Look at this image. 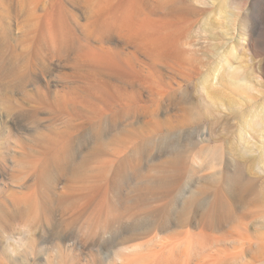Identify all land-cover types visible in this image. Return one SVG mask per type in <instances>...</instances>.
<instances>
[{"label": "bare ground", "instance_id": "obj_1", "mask_svg": "<svg viewBox=\"0 0 264 264\" xmlns=\"http://www.w3.org/2000/svg\"><path fill=\"white\" fill-rule=\"evenodd\" d=\"M193 1L102 0L101 13L104 17H91L83 32L80 29L81 35H77L65 17L60 16L64 0H0V79L16 82V89L32 108L33 120L38 119L35 117L37 109L50 98L47 87L39 88L35 82L27 83L34 77L31 72L35 68V71L40 70L42 78L52 79L53 84L60 81L68 84L67 90L61 94L65 96L64 100L56 102L60 109L83 120L91 117L86 122L89 125L99 121L94 129L98 146H83L85 138L79 136L75 142L62 147V155L48 157L41 166L37 183L43 188L40 191L41 201L47 211L53 204L50 192L56 177H50L51 173H63L72 178L81 175L85 164L99 157L101 150L104 151L103 147L116 135L107 134L111 128L120 131L122 118L127 119L126 129L134 127L138 123L136 117L139 112H145V107L138 106L134 94L142 68H149L139 59V54L144 53L154 59V53L180 60L175 51L179 50L176 42L172 45L173 35L167 32V28H170L167 22L170 20L161 19L164 29L153 36L148 31L145 17L156 14L158 9V17H194L200 9ZM212 1L216 2L213 17L217 28L232 29L241 2ZM18 17H34L38 21L25 24ZM239 22L241 33L235 43L226 44L225 30L213 31L210 22L203 21V26L211 31L215 42L210 49L212 59L203 62L199 73L200 101L192 114L197 123L199 144L196 182V235L199 240L196 236L197 240L190 243L194 250L196 248V254L193 249L194 253L190 250V255L187 254L189 246L185 250L177 246L170 249L177 264H181V256H184L185 264H264L263 22L258 17L253 20L241 18ZM247 25L250 27L245 29ZM113 36L128 45H134V50L124 52L117 46H109ZM23 37L29 41V46L24 50L17 44ZM53 60L58 61V64L51 67L49 63ZM43 64L50 68L48 75L43 71L46 67ZM66 67L68 71L61 70ZM3 101H9V98ZM6 109L12 110L13 107L6 104ZM108 112L116 116L111 121L104 119V114ZM212 119L213 124L221 123V129L208 133ZM74 120H70L73 131L87 125L83 121L73 123ZM184 151L176 142L168 143L163 152L169 157L167 161L150 169L137 165L128 168L130 157H119L117 161L114 160L116 166L113 165V169L110 167L111 174L107 173L110 176L104 179L105 182L101 180L103 184L96 182L97 186L87 189V202L99 191L110 190L115 197L114 207L131 205L129 208L133 211L135 207L139 209L141 204L147 206L154 195L166 193L176 184L177 175L169 168L183 164ZM128 169L132 170V174ZM3 203L0 198V204ZM10 208L18 214L24 213L29 209V204H12ZM168 215L164 220L161 218L163 221L159 224L153 218L151 223H135L121 229L118 227L120 230L115 229L110 237L105 232L109 228L105 223L104 226L95 227L94 231L90 230V233L93 232L92 237L97 236L113 248L111 259L100 262L93 259L92 264H135L134 256H138L151 243L160 244V239L180 240L176 237L181 236L182 225L179 221H173L177 217L172 219ZM1 216L4 215L0 213ZM148 234L153 236L148 242L137 243ZM184 251H187L188 256L184 255Z\"/></svg>", "mask_w": 264, "mask_h": 264}, {"label": "rangeland", "instance_id": "obj_2", "mask_svg": "<svg viewBox=\"0 0 264 264\" xmlns=\"http://www.w3.org/2000/svg\"><path fill=\"white\" fill-rule=\"evenodd\" d=\"M235 1H240L242 5L238 10V15L234 18L232 29L228 30L218 29L214 23L213 14L216 2L212 0L193 1V4L200 9L194 17H158L160 9L156 11V14L145 17L148 20V31L153 36H157L164 29L161 19L170 20L167 22V25H170L167 32L173 35L172 45L176 42L179 50L175 51L179 54L180 60L175 61L173 58L158 56L154 53V59L144 53L139 54V59L143 60L149 68H142L143 71L139 74L140 79L137 80L134 94L137 96L138 106L145 107V112H139L136 117L138 123L134 127L126 129L127 119L122 118L120 131L117 132L111 128L107 134L116 135L103 147L104 151L101 150L102 154L99 157H94L85 164L81 175L72 178L63 173H51L50 177L56 176L54 186L51 188L52 192H50L53 203L50 206L51 212L47 211L41 201L40 191L43 188L37 183L41 166L48 157L62 155L63 149L75 142L79 136L83 135L82 137L85 138L83 146H98L94 138V129L99 125V121L89 125L86 122L91 120V117L88 116L83 120L82 117L60 109L56 102L59 100L61 103L64 100L65 96L61 94L67 90L68 84L64 81L53 84L52 79L42 78L40 70L35 71L33 68L32 71L35 74L31 72V75L34 77L27 83L35 82L39 88L47 87L50 97L41 108L37 109L35 117L38 119L34 123L32 108L27 105L16 89V82L10 79H0V198L4 201L0 204V213L4 215L0 218V232L7 231L12 222L25 216L35 218L39 226L38 242L28 252L13 255L8 247L0 242V264H92L93 259L97 262L104 261L106 258L111 259L113 248L97 236L92 237L93 232L90 233V230L94 231L101 227V224L104 226L103 223H105L109 226L105 232L110 237L115 229L129 227L135 223H151L154 221L153 218L154 222L159 224L168 214L172 219L177 217L173 221H179L178 223L182 225L181 236L176 237L180 240L176 242L172 239L167 241L160 239V244L151 243L138 256H134L135 264H172V261L173 264H177L175 255L170 252L172 247H184L183 250H185L191 246V249H187L188 253L184 251V255L194 250L190 243L195 242L198 237L196 235L198 234L196 228L198 226V221L196 222L198 187L196 182L199 144L197 123L193 120L192 114L200 101L199 73L203 62L212 59L210 49L215 42V39L211 37V31L203 26V21H209L213 31L215 29L218 32L225 30L224 42L231 44L235 43L241 33L239 20L241 18L253 20L258 17L263 22L262 38H264V0ZM101 8L102 0H64L60 16L65 17L77 35H81L80 29L83 32L84 26L90 23L91 17H104ZM18 18L25 24L38 21V19L34 20V17ZM248 27L250 26L247 25L245 29ZM17 44L20 49L24 50L29 46V41L23 37L17 41ZM109 46H117L116 48L123 49L124 52L134 50V45L126 44L118 40L116 36L112 37ZM49 64L53 67L58 64V61L53 60ZM43 65L46 66L43 71L48 75L50 68L47 64ZM136 67L140 68L138 65ZM61 70L68 71L69 69L66 67ZM4 98H9V101H3ZM6 104H11L13 109L7 110ZM115 117L110 112L104 114V119L108 121ZM71 119H75L73 123L83 121L87 125L83 129L73 131L70 128ZM213 120H210L208 133L221 129V123L213 124ZM172 142H176L185 151L183 164L172 165L169 168L178 178L169 191L158 192L149 199L147 206L141 204L139 209L135 207L133 211L129 208L131 205H126L124 208H118L116 205L114 207L115 197L110 190L99 191L91 201L87 202L85 197L87 189L90 186H97L98 182L110 176L107 175L111 174V170L117 164L114 160L117 161L119 157L125 159L130 157L131 162L128 168L137 165L139 168L150 169L167 161L169 157L163 152L168 143ZM83 151L80 150V152ZM128 172L131 173L132 170L128 169ZM25 202L29 204L27 212L18 214L10 208L12 204L22 205ZM151 213L154 215L152 218ZM122 214L124 215L121 218ZM152 237V234L145 235L137 243L148 242ZM183 257H180L181 264H185Z\"/></svg>", "mask_w": 264, "mask_h": 264}, {"label": "clouds", "instance_id": "obj_3", "mask_svg": "<svg viewBox=\"0 0 264 264\" xmlns=\"http://www.w3.org/2000/svg\"><path fill=\"white\" fill-rule=\"evenodd\" d=\"M38 232L37 220L25 216L12 222L7 231L0 232V242H3L13 255H19L35 247Z\"/></svg>", "mask_w": 264, "mask_h": 264}]
</instances>
